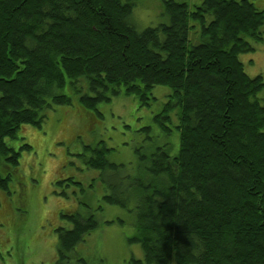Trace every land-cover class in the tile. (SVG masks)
<instances>
[{"label": "trees", "instance_id": "trees-1", "mask_svg": "<svg viewBox=\"0 0 264 264\" xmlns=\"http://www.w3.org/2000/svg\"><path fill=\"white\" fill-rule=\"evenodd\" d=\"M137 1L0 0V188L12 177L1 169L30 148L7 138L41 126L48 108L71 104L65 89L100 114L97 105L112 95L134 94L147 106L155 86H168L156 122L169 135L176 112L177 148L165 142L154 151V179L130 183V192L119 182L118 193L103 195L134 210L128 239L143 249L134 263L264 264V76H249L239 58L264 41V8L162 0L168 22L139 30L131 21ZM109 150L101 140L78 156L113 175L124 164L109 161ZM65 217L72 227L55 228L54 264H75L72 251L98 227L94 215ZM116 220L124 222H108Z\"/></svg>", "mask_w": 264, "mask_h": 264}, {"label": "rangeland", "instance_id": "rangeland-1", "mask_svg": "<svg viewBox=\"0 0 264 264\" xmlns=\"http://www.w3.org/2000/svg\"><path fill=\"white\" fill-rule=\"evenodd\" d=\"M178 1L191 6L201 2ZM253 1L264 8V0ZM168 20L162 0H138L131 17L139 30ZM239 58L249 76H264V41ZM63 92L71 95V104L48 108L41 126L23 125L17 138H7L15 148L23 143L30 148L21 150L17 166L1 169L3 175L11 171L12 177L7 189L0 188V264H54L59 243L55 228L72 227L65 217L67 213L94 215L98 222V227L72 251L75 264H83L78 256L88 264H135L134 258L143 259V249L140 243L128 239L135 232L134 210L128 205L124 208L107 203L103 195L118 193L119 182L125 183L130 192V183L154 179L147 168L154 151L165 142L173 143L172 151L177 148L176 112L169 135L156 122L171 89L155 86L152 92L157 99L147 106H141L134 94L122 91L97 105L100 114L85 109L79 97L68 89ZM163 121L168 127V120ZM101 140L110 148L108 160L124 164L113 175L87 167L78 156L87 145ZM76 181L83 184V191L81 186L72 184ZM68 183L71 184L67 186ZM128 204L133 206L134 199ZM117 218L124 222H108Z\"/></svg>", "mask_w": 264, "mask_h": 264}]
</instances>
